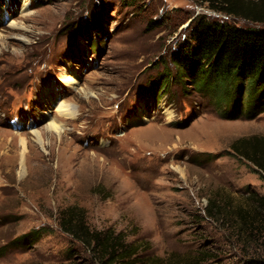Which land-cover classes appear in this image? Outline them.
<instances>
[{
	"label": "rangeland",
	"instance_id": "374dc122",
	"mask_svg": "<svg viewBox=\"0 0 264 264\" xmlns=\"http://www.w3.org/2000/svg\"><path fill=\"white\" fill-rule=\"evenodd\" d=\"M22 3L0 0V264H96L58 226L69 205L83 207L91 227L140 243L143 258L177 264L210 251L202 264L264 259V231H238L205 211L212 201L227 211L247 204L248 192L264 195V179L230 149L238 137L264 136V111L227 118L190 80L161 88L196 15L264 21L199 0H28L26 16ZM62 71L76 77L74 87ZM53 86L74 116L40 96ZM51 119L64 126L60 134L47 128ZM29 231L38 236L24 242Z\"/></svg>",
	"mask_w": 264,
	"mask_h": 264
},
{
	"label": "trees",
	"instance_id": "16d2710c",
	"mask_svg": "<svg viewBox=\"0 0 264 264\" xmlns=\"http://www.w3.org/2000/svg\"><path fill=\"white\" fill-rule=\"evenodd\" d=\"M199 1L231 16L264 21V0ZM170 60L175 72L162 75L163 90L167 79L190 80L197 89L210 93L216 103H221L224 117L251 119L264 111V26H238L198 14ZM230 149L264 179L263 135L238 137ZM247 199V204L228 207L227 211L212 201L205 211L226 216L238 224V231H264V195L248 192ZM57 220L60 230L79 242L96 264H173L171 259L160 256L143 258L139 253L141 244L127 241L122 231L91 227L85 209L78 205L60 209ZM21 236H27L23 241L30 242L38 235L29 231ZM214 256L210 251H197L191 258L177 259V264H202ZM249 262L264 264V259L251 256Z\"/></svg>",
	"mask_w": 264,
	"mask_h": 264
},
{
	"label": "bare ground",
	"instance_id": "6f19581e",
	"mask_svg": "<svg viewBox=\"0 0 264 264\" xmlns=\"http://www.w3.org/2000/svg\"><path fill=\"white\" fill-rule=\"evenodd\" d=\"M22 9H21V13L23 16H26L29 13V6H28V0H22ZM11 26H21L19 25V23L15 22L14 20L10 21L9 23ZM25 29V28H24ZM3 39L2 34L0 33V41ZM22 39V38H21ZM61 76H64V80H65V85L69 86V87H74L77 84V79L74 75L72 74H67L66 71H62ZM57 89L48 88V91L46 92L45 90L41 91L40 96L42 98H48V97H53L54 99H57V112L61 115V116H65V117H72L75 115V106L72 102H69L67 100H63V99H59V94L56 92ZM54 93H56V95H54ZM56 96V97H55ZM44 105L46 107H49V102L48 100L43 101ZM49 103V104H48ZM56 103V102H55ZM46 111V110H45ZM169 112V111H168ZM47 114V113H45ZM170 115V114H169ZM76 118V117H75ZM47 128L49 130H53L56 133L60 134L63 130H64V126L60 123H58L56 120L51 119L48 123H47ZM34 132L36 134L37 140L41 142L42 140V133L39 131H35ZM21 143L23 144V149L25 148L26 145V141L24 138L21 139ZM22 153L24 154V150L22 151ZM23 154H22V162L20 165V173H22L25 170V162L23 159Z\"/></svg>",
	"mask_w": 264,
	"mask_h": 264
}]
</instances>
